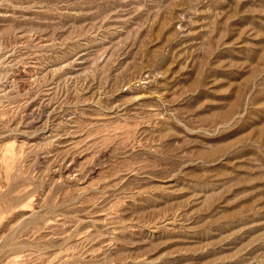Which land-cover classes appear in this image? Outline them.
<instances>
[{"label":"rangeland","instance_id":"374dc122","mask_svg":"<svg viewBox=\"0 0 264 264\" xmlns=\"http://www.w3.org/2000/svg\"><path fill=\"white\" fill-rule=\"evenodd\" d=\"M0 264H264V0H0Z\"/></svg>","mask_w":264,"mask_h":264}]
</instances>
